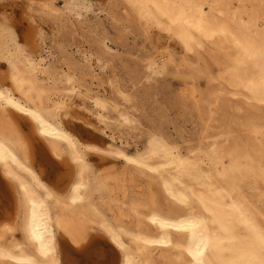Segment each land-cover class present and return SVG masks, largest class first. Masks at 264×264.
Segmentation results:
<instances>
[{"label":"bare ground","instance_id":"6f19581e","mask_svg":"<svg viewBox=\"0 0 264 264\" xmlns=\"http://www.w3.org/2000/svg\"><path fill=\"white\" fill-rule=\"evenodd\" d=\"M120 1L146 29L177 40L191 80L206 78V93L191 94L200 96L202 138L219 137L184 153L150 131L142 147L130 149L123 137L140 121L125 86L111 79L116 96L107 97L87 51L80 52L85 64L47 62L31 50H47L42 28L20 34L0 10V264H80L66 258L79 253L87 264H264V0ZM91 4L26 0V11L34 22L41 10L62 23H85ZM204 53L217 74L210 62L201 64ZM96 59L102 69L103 58ZM173 59L167 52L148 57L143 77L149 81ZM86 69L88 84L78 75ZM218 111L228 119L218 125L224 131L211 129ZM66 117L108 141L85 138ZM95 157L120 159L124 168L99 171Z\"/></svg>","mask_w":264,"mask_h":264},{"label":"rangeland","instance_id":"374dc122","mask_svg":"<svg viewBox=\"0 0 264 264\" xmlns=\"http://www.w3.org/2000/svg\"><path fill=\"white\" fill-rule=\"evenodd\" d=\"M91 1V10L86 13L85 23H79L75 18L71 19L74 24L68 19L62 23L59 19H54L53 16L47 15L41 10L34 12L36 13L34 16L37 18L34 22L30 16L32 12L29 14L26 11V0H0V10L10 16L12 24L20 34L27 26L32 27L31 32L42 28L46 40L45 47L51 54L46 49L42 52L40 44H32L31 50L37 55L45 56L47 62H52L57 67L62 65L63 68L68 67L67 60L72 63L85 64L80 52L87 51L92 53L93 64L106 88L104 91L100 87V90L107 97L116 96L109 86L111 79H116L125 86V91L132 97L130 109L134 111L135 117L140 121V128L131 135L129 134L127 138L123 137L130 149L142 147L150 131L161 132L184 153L200 145L204 147L207 141L218 138L219 136L216 135L202 138L205 124L202 120V113L197 107V100L200 96L196 93L198 97L195 98L191 94V90L196 89L197 92L205 94L210 85L203 76L198 77L197 81L188 77L185 61L183 63V58L186 55L177 40L157 28L146 29L134 14L129 15L120 10V0ZM55 3L59 8L65 6V0H55ZM81 24H90L91 26L82 31L79 29ZM102 41L108 44L109 50L103 47ZM160 52L172 54L174 59L169 62L167 70L154 74L148 81L143 77L145 72L143 65L148 57ZM204 54L205 60H200L201 64H204L205 61L210 62L214 74H217L218 66L212 62L207 53ZM96 56L103 58L102 69L98 65L99 61ZM188 58L194 60L195 56L190 55ZM0 67L5 70L4 65L1 64ZM177 68L179 69L176 70ZM86 73L84 75L78 73V75L84 77L88 84L91 75L88 69H86ZM94 88L96 89V87ZM74 100L80 103L79 99L74 98ZM74 108L85 115L82 107L74 106ZM107 114L111 121L116 119V113L112 108ZM216 116L219 119L213 122L214 127L211 129L224 131L218 125L224 118L228 119L220 111L216 113ZM66 119L71 121V127H74L77 132L81 130L85 138L88 137V134L92 136L90 132H94L96 138L91 137V141L99 144L101 143L99 138L108 141V138L103 134L85 126L81 121L70 117H66ZM14 120L24 132L30 131V125L23 116L14 115ZM110 126L117 130L115 123H110ZM120 133L118 131L117 134ZM124 135L126 136L125 133ZM109 159L111 161L102 162L101 158L95 157L94 165L99 171L108 169L122 171L124 164L120 159ZM51 177L52 179L49 181H57L55 171L52 172ZM135 184H138L135 188L142 190L146 182L139 178L135 180Z\"/></svg>","mask_w":264,"mask_h":264},{"label":"water","instance_id":"95a60500","mask_svg":"<svg viewBox=\"0 0 264 264\" xmlns=\"http://www.w3.org/2000/svg\"><path fill=\"white\" fill-rule=\"evenodd\" d=\"M92 135H95V133L94 132H90ZM76 249V248H75ZM68 251L70 252V253H73V251L71 250V249H69L68 248ZM80 254V253H79ZM79 254H66V258H68V257H72V258H74V257H77L80 261H79V263L80 264H87V263H85L86 262V260L81 256V254L79 255ZM88 264H91V263H88Z\"/></svg>","mask_w":264,"mask_h":264}]
</instances>
